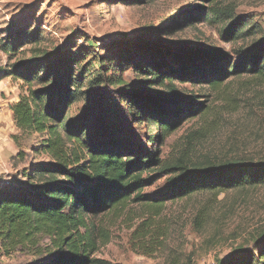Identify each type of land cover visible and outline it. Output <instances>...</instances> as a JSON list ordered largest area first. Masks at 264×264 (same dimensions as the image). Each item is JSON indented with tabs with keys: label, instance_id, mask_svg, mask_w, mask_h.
Returning <instances> with one entry per match:
<instances>
[{
	"label": "rangeland",
	"instance_id": "rangeland-1",
	"mask_svg": "<svg viewBox=\"0 0 264 264\" xmlns=\"http://www.w3.org/2000/svg\"><path fill=\"white\" fill-rule=\"evenodd\" d=\"M211 6L220 8L222 17L210 13ZM227 14L233 18L222 21ZM235 23L244 24L245 33L225 37L224 29ZM262 40L264 0H0V103L17 102L25 90L21 77L4 75L19 62L41 64L40 77L55 64L51 81L60 73L56 60L67 56L80 62L74 75L81 73V66L92 74L102 71L116 83L90 90L86 79L84 95L69 107V119L75 122L86 114L95 100L100 104L102 90L110 94L108 104L117 102L121 113L114 120L128 138L121 146L155 151L161 160L159 167L142 175L150 180L141 195L157 197L169 193L168 179L191 163L237 155L254 164L264 162V80L241 71L213 88L179 78L173 81L177 91L173 96L162 84L143 82L146 75L132 62L169 61L173 55L183 61L191 50L210 49L225 53L234 66L237 50H248ZM9 44L15 45V51H9ZM122 58L128 61L122 62ZM174 63L169 61L167 66ZM96 91L98 98L92 96ZM117 91L145 104H196L203 111L192 118L179 116V127L160 137L156 125L148 128L145 118H132L129 104L118 98ZM93 114L87 119L91 129L86 134L98 140L100 110ZM150 135L156 140L149 141ZM9 136L14 151L4 158L0 155L1 182L33 183L29 179L32 167L52 161L43 148L48 134L21 133L16 128ZM168 167L171 169L162 170ZM134 196L92 219L96 249L89 255L94 260L89 264H220L234 250L251 251L264 235V184L194 191L164 201L157 211L133 200ZM261 246L264 248V242ZM57 252L51 238L40 233L33 250L7 252L0 243V264L41 262Z\"/></svg>",
	"mask_w": 264,
	"mask_h": 264
},
{
	"label": "trees",
	"instance_id": "trees-1",
	"mask_svg": "<svg viewBox=\"0 0 264 264\" xmlns=\"http://www.w3.org/2000/svg\"><path fill=\"white\" fill-rule=\"evenodd\" d=\"M208 11L215 16L223 15L217 7L211 6ZM208 16L210 14H206ZM231 18L233 16L227 14L222 21ZM244 29V24L229 25L224 29L225 37L231 39L243 35ZM7 47L9 51L16 49L14 44ZM235 55L237 62L234 66L230 65L225 53L210 49L191 50L183 61L173 55L169 61H174L175 65L170 66L164 58L157 61L138 59L132 63L146 75L143 82L162 84L173 96L177 95L173 81L179 78L184 80L188 77L213 88L241 71L251 72L264 80V40L248 50H237ZM122 59V62L128 61ZM56 62L60 65V73L52 81L49 75L55 64H50L42 77L39 74L44 68L35 62L27 65L19 62L4 72V75L21 77L25 87L18 101L10 105L16 128L21 133L46 132L48 136L43 148L52 157V161L36 163L32 167L29 179L35 180L33 183L15 185L0 181V243L7 252L26 247L36 249L37 235L42 233L51 238L58 252L31 264H89L94 261L89 255L96 249V227L92 219L122 205L133 194V200L143 201L147 207L157 211L164 201L194 191L264 184V162L254 164L253 160L237 155L225 160L207 159L203 163H191L189 168H181L179 173L168 179L169 193L144 198L141 191L150 179L142 175L159 167L161 160L155 151H134L121 146L128 138L114 120L121 113L116 109L119 107L117 102L114 106L108 104L110 94L102 90L100 104L95 100L86 114L75 122L69 119V107L84 95L86 79L90 90L116 82L104 77L102 71L92 74L83 66L81 73L74 75V68L80 62L72 56L59 58ZM116 94L120 100L127 101L128 112L133 119L145 118L148 128L156 125L160 137H166L179 127V116L188 114L187 117L192 118L203 111L196 104H145L123 91ZM92 96L98 98V91ZM236 104L234 102L232 108L235 109ZM97 110H100L101 136L94 140L86 134L91 129L87 119L89 116L93 118L92 113ZM167 110L171 111L170 114L165 113ZM154 139L149 136V141ZM170 169L162 168L164 171ZM263 242L264 235L251 251L234 250L220 264H264Z\"/></svg>",
	"mask_w": 264,
	"mask_h": 264
},
{
	"label": "crops",
	"instance_id": "crops-1",
	"mask_svg": "<svg viewBox=\"0 0 264 264\" xmlns=\"http://www.w3.org/2000/svg\"><path fill=\"white\" fill-rule=\"evenodd\" d=\"M13 122L10 103H0V155L2 158L8 156V151H14L12 139L9 136L16 130V126Z\"/></svg>",
	"mask_w": 264,
	"mask_h": 264
},
{
	"label": "built area",
	"instance_id": "built-area-1",
	"mask_svg": "<svg viewBox=\"0 0 264 264\" xmlns=\"http://www.w3.org/2000/svg\"><path fill=\"white\" fill-rule=\"evenodd\" d=\"M1 173H2V168L0 166V181H1Z\"/></svg>",
	"mask_w": 264,
	"mask_h": 264
}]
</instances>
